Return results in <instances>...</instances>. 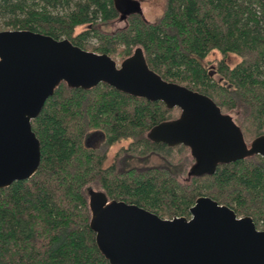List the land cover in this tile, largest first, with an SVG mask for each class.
<instances>
[{"label":"trees","instance_id":"1","mask_svg":"<svg viewBox=\"0 0 264 264\" xmlns=\"http://www.w3.org/2000/svg\"><path fill=\"white\" fill-rule=\"evenodd\" d=\"M121 14L116 0H0V29L67 37L122 60L141 47L165 79L208 94L224 112L241 106L248 143L264 134V0H167L157 20L133 11L123 27L102 29ZM214 50L222 54L219 77L205 63ZM231 53L241 57L234 65L227 61ZM181 113L106 82L91 88L61 82L32 120L41 141L38 170L0 187V264H112L90 226L94 183L110 198L163 217L190 216L196 198L208 195L264 226V155L219 161L200 174L189 169V180L181 181L179 173L196 162L190 145L149 136ZM95 130L102 133L98 147L85 142ZM123 140L128 144L109 163L110 148ZM153 157L161 162L140 165Z\"/></svg>","mask_w":264,"mask_h":264},{"label":"water","instance_id":"2","mask_svg":"<svg viewBox=\"0 0 264 264\" xmlns=\"http://www.w3.org/2000/svg\"><path fill=\"white\" fill-rule=\"evenodd\" d=\"M121 18L142 12L141 0H116ZM91 88L100 82L179 106L178 118L155 125L149 136L190 145L189 173L213 171L219 161L264 155V134L248 143L241 126L208 94L167 80L135 52L118 62L106 52L31 29H0V187L32 176L41 141L32 120L61 82ZM90 226L112 264H264V229L251 215L200 195L191 216L163 217L137 203L110 198L90 186Z\"/></svg>","mask_w":264,"mask_h":264},{"label":"rangeland","instance_id":"3","mask_svg":"<svg viewBox=\"0 0 264 264\" xmlns=\"http://www.w3.org/2000/svg\"><path fill=\"white\" fill-rule=\"evenodd\" d=\"M166 2H167V0H141L142 13L144 14V16L148 20H151V21L157 20L161 16V14L163 13V11L165 9V6H166ZM126 24H127V19H125V18H116V19H114V20H112V21H110L108 23H105V24L101 25V27H102V29L104 31H113V30H116V29H119V28L123 27ZM86 26H87V24L80 25V26L77 27L76 30L80 31L83 28H85ZM96 40L97 39L94 38V37H92L90 39L91 47L95 46ZM221 56H222V54H221L220 51L214 50L206 58L205 63L208 65V67L210 69H214L217 60ZM240 59H241V57L239 55L231 53L228 56L227 61H228L229 64L234 65ZM117 60L120 63L122 61V58H117ZM213 72H215V71H213ZM215 75L217 77H219V75L217 73ZM226 113H231L233 115V118H235L236 121L240 122V120L242 119L243 110H242V108L240 106V108L237 107V108L229 109V110H227ZM127 144H128V140H123V141H121L119 143L114 144L110 148V150L108 152V162L110 163L114 159V157H115L116 153L118 152L119 148H121L123 146H126ZM189 160H190V163H191V161L193 160L192 157H190ZM160 162H161V159H159V157H153L151 159H146V160L142 161V163H140V165L144 166V165H149V164H153V163H160ZM189 167L190 166L187 165V170H185L183 172V174H181V176H180L181 181H183V182H186V181L189 180V178L187 177L188 176L187 174H188ZM94 186L96 188H101L100 184H98V183H94Z\"/></svg>","mask_w":264,"mask_h":264},{"label":"flooded vegetation","instance_id":"4","mask_svg":"<svg viewBox=\"0 0 264 264\" xmlns=\"http://www.w3.org/2000/svg\"><path fill=\"white\" fill-rule=\"evenodd\" d=\"M213 71H215V72H213ZM211 73L212 74H216L217 73V71H216V69L214 68V69H212V71H211ZM224 112V111H223ZM226 113V112H225ZM229 114H231V113H229ZM232 115V114H231ZM232 117H233V115H232ZM234 120H235V118H233ZM236 121V120H235ZM238 124H239V122L238 121H236ZM85 142H86V144L87 145H96V147H98V146H100V144H101V142H102V133L100 132V131H98V130H95V131H90L88 134H87V136H86V139H85ZM189 169H191V166H190V168ZM181 174H183V172H181V173H179V175H178V178L181 180V178H180V176H181ZM236 211V210H235ZM237 215L238 216H244V215H249V214H242V215H239L238 213H237ZM253 217V216H252ZM256 222V221H255ZM257 224V223H256ZM257 226H258V228H261V229H264V226H262V225H258L257 224Z\"/></svg>","mask_w":264,"mask_h":264}]
</instances>
